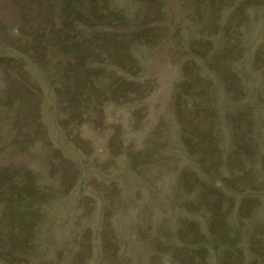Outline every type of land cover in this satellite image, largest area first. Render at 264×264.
I'll return each instance as SVG.
<instances>
[{
    "label": "rangeland",
    "instance_id": "1",
    "mask_svg": "<svg viewBox=\"0 0 264 264\" xmlns=\"http://www.w3.org/2000/svg\"><path fill=\"white\" fill-rule=\"evenodd\" d=\"M0 264H264V0H0Z\"/></svg>",
    "mask_w": 264,
    "mask_h": 264
}]
</instances>
